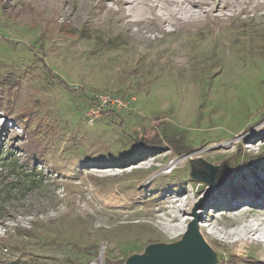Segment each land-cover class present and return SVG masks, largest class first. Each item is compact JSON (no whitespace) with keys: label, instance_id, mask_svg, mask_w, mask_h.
<instances>
[{"label":"rangeland","instance_id":"374dc122","mask_svg":"<svg viewBox=\"0 0 264 264\" xmlns=\"http://www.w3.org/2000/svg\"><path fill=\"white\" fill-rule=\"evenodd\" d=\"M215 1L168 23L107 15L111 0H0V264H127L178 242L194 205L197 227L261 217L246 201L264 207V13L221 0L220 19ZM101 93L129 105L95 116ZM205 247L206 264H264L261 244Z\"/></svg>","mask_w":264,"mask_h":264},{"label":"bare ground","instance_id":"6f19581e","mask_svg":"<svg viewBox=\"0 0 264 264\" xmlns=\"http://www.w3.org/2000/svg\"><path fill=\"white\" fill-rule=\"evenodd\" d=\"M111 1L116 3L118 5V8L114 10L111 7H107L106 8L107 15H112V13L113 14L116 13L118 14L119 18L123 20L124 18L128 17L127 13L124 14L123 12L124 6L132 5V6L140 7V9L142 10L145 9L148 12L152 13L154 20L158 19V20H161V22H168V23H169L170 18H175V15H177L176 13H178L181 10H183L185 13H188L187 16L184 15L183 18L180 17L182 22L190 21L191 19L188 17L189 15H191L193 20H196V21L198 19H203L208 16L207 11L205 10L204 6L205 5L209 6L210 4L209 0H165L167 4V7H166L167 14L163 16V15L155 14V12L153 13V10L156 6L155 2L153 3V0H111ZM243 2H245V0L241 1L242 4ZM247 3H248L247 6H241L240 8L241 11L246 10L248 7L250 10H253V12L264 13V0H247ZM228 6L229 5L227 3L225 2L222 3L221 0H217L215 1L214 6L210 10L211 12H214L215 10L219 11L218 12L219 14L217 13L214 16L222 19L227 16V13L225 12L224 9H227ZM148 19L150 20V18L148 17L144 18L145 21ZM125 22L131 23V22H137V20H127V21L125 20ZM247 196H248L247 194H242L240 199H237L238 200L237 203L233 202L231 204L232 205L231 209L232 210L237 209L236 207L237 204L245 202V199L246 200L248 199ZM256 196L258 197V199H261L262 201H264V192ZM246 202H248L246 204L251 205L252 207V209L249 212H253L254 214H258V215L260 214L261 217L259 218L257 217L250 221L239 223L236 227L233 228V230H229V231H223V230L217 229L215 226L211 225V223H208V222L200 224V227L199 226L197 227V219H199V216L195 214V211L193 210L195 205L192 206L191 211H193L195 220H192L187 226V228L192 224H194L195 227L197 228L198 238L195 241L196 251H199V249L201 248V246H203V244H207L208 239L216 240L219 244L228 246V247L246 245L250 242L261 244L264 246V207L261 206L262 207L261 212L258 213V211L254 209L255 201L250 200ZM177 211L179 214L173 215L172 217L173 220L180 219V217L182 216L181 212L183 211V207H178ZM179 225L175 224L174 226H172L168 230V233H170L171 235L173 234L177 235L181 233L183 228ZM196 251L191 252V259L200 258V253H197ZM263 253H264V249H263Z\"/></svg>","mask_w":264,"mask_h":264},{"label":"water","instance_id":"95a60500","mask_svg":"<svg viewBox=\"0 0 264 264\" xmlns=\"http://www.w3.org/2000/svg\"><path fill=\"white\" fill-rule=\"evenodd\" d=\"M197 238V228L192 224L178 242L151 248L153 256L139 257L127 264H206L203 261L206 244L196 251L195 241ZM193 250L200 253V258L191 259V252H195Z\"/></svg>","mask_w":264,"mask_h":264},{"label":"trees","instance_id":"16d2710c","mask_svg":"<svg viewBox=\"0 0 264 264\" xmlns=\"http://www.w3.org/2000/svg\"><path fill=\"white\" fill-rule=\"evenodd\" d=\"M42 39H40L39 40V42L41 41ZM41 43H43L42 41H41ZM39 56V57H38ZM36 55L35 57H36V61H38V62H40V64H41V66H42V68H44V72H45V75L47 76V78H49V77H51L50 75H52V77L53 78H55V79H57L58 80V82H60V84L62 85V87H63V89H65L66 91H73V90H70L69 89V87L67 86V84L65 83V82H63L62 80H60V78H58V75H56L54 72H53V70H52V68L51 67H49L46 63H45V61L44 60H42V57L43 56H41V55ZM47 66V67H46ZM51 77V78H52ZM112 95H116V94H112ZM115 110H113V109H105L103 112H101V115L102 116H104V117H107V118H110V119H112V120H114V119H116L117 117V115L115 114V112H114ZM160 134H161V137H163V138H167V139H169V141H171L172 140V136L173 135H175V134H173L172 135V133H166V132H164V131H162V132H160ZM125 135V134H124ZM175 136H178V135H175ZM125 137H129L128 135H125ZM181 136H179V138H180ZM130 139H133L136 143L138 142V137L137 138H131L130 137ZM180 139H182V137L180 138ZM144 141V140H143ZM143 141H142V145L144 144L143 143ZM138 144H140L141 145V140L139 141V143ZM39 145H41L40 143H37L36 144V146L37 147H39ZM146 146V145H145ZM36 147V148H37ZM35 153H37L38 154V157L39 156H41L42 154H40L39 153V151L38 152H35ZM6 154H8V153H6ZM5 154V155H6ZM13 166V168L14 167H16V163H13L12 164ZM12 168V169H13ZM28 174V173H27ZM36 171L35 170H33V172L32 171H29V174L28 175H30V176H32V178H30V182H35V181H37L34 177L36 176Z\"/></svg>","mask_w":264,"mask_h":264},{"label":"built area","instance_id":"2783aa9c","mask_svg":"<svg viewBox=\"0 0 264 264\" xmlns=\"http://www.w3.org/2000/svg\"><path fill=\"white\" fill-rule=\"evenodd\" d=\"M96 107L93 113L98 116L99 111L106 108L123 109L128 107V102L119 96L112 95L110 93H101L95 95Z\"/></svg>","mask_w":264,"mask_h":264}]
</instances>
